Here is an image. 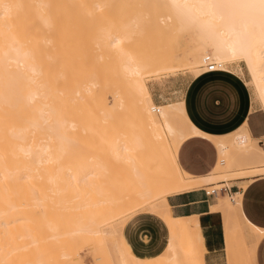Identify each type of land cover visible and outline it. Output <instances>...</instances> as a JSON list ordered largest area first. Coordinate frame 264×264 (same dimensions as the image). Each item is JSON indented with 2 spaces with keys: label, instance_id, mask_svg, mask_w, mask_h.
Masks as SVG:
<instances>
[{
  "label": "bare ground",
  "instance_id": "bare-ground-1",
  "mask_svg": "<svg viewBox=\"0 0 264 264\" xmlns=\"http://www.w3.org/2000/svg\"><path fill=\"white\" fill-rule=\"evenodd\" d=\"M85 24L95 30L90 39L95 57L111 60L127 79L140 127L156 136L162 130L169 134L167 141L162 138L166 147L156 156L159 161L135 154L138 143L114 144L115 156L134 164L142 186L135 203L123 201L122 190L93 186L89 140L78 144L68 110L77 102L67 89L73 82L63 87L64 51ZM147 28L151 31L142 36ZM133 42L141 44L142 57H134ZM206 56L228 73V65L244 62L264 113V0H0V264H85L79 253L85 247L94 264H188L191 254L208 262L205 242L196 240L199 216L175 215L169 198L207 190L211 182L264 177V150L246 123L228 135L203 134L187 119L183 98L155 105L147 85L178 71L195 79L205 73ZM92 73L82 86L106 88ZM180 117L183 127L176 124ZM190 139L217 149L218 161L205 175L185 174L178 162L166 166L174 157L171 149ZM239 183L230 203L219 195L223 189L207 197L208 210L221 216L239 212L249 182ZM169 186L176 190L172 196ZM142 213L166 230L160 263L159 254L137 256L124 237L126 224ZM189 229L195 231L192 241ZM236 246L223 235L226 255Z\"/></svg>",
  "mask_w": 264,
  "mask_h": 264
},
{
  "label": "rangeland",
  "instance_id": "rangeland-1",
  "mask_svg": "<svg viewBox=\"0 0 264 264\" xmlns=\"http://www.w3.org/2000/svg\"><path fill=\"white\" fill-rule=\"evenodd\" d=\"M80 15L85 19L90 17L88 14ZM86 22L89 23V21ZM150 31L151 30L147 28L143 31L142 36L146 35L147 32ZM93 33H95V30L89 26V24L86 26H80L77 30V35L73 39H71L72 37H69L68 40L70 43L66 44L64 60H67L68 64L67 67L64 68L63 72V87L66 88V81L73 82V85H70L69 83L67 89L71 93V97L75 98L77 102L75 109L69 107L68 110L70 111L71 118L73 117L76 120V135L78 144H81L82 138L89 140L90 170L96 172V175L92 176L91 178L93 186L98 188L101 187L104 190L107 187L117 191L122 190L120 193H118V195H123V201L126 203H135L136 191L142 186L136 182V175L134 174V170L132 168L134 164L131 165V163H128L126 160L120 162L119 158L115 156L114 144L115 142H118L119 139H121V142L127 146L138 143V148H136L134 151L135 154H138L142 157L149 155L155 161H159L156 156L159 155L162 152V149H165L166 147V145L162 142V138H165V141H167L169 134L166 130H162V132H157L158 135L156 136V131L152 129H148L146 131L140 127L138 119L135 115L132 93L129 94L130 86L127 83V79L122 74L114 70L111 60H98L95 57L97 54L96 47L90 42ZM138 38L142 39L140 36ZM140 45L141 44L139 42H133L131 45V52L135 58H140L143 55L144 50L140 47ZM228 68L232 73L225 72L226 74L234 77L242 84H245H243V86L247 92L248 107L251 104L250 113L254 111L258 112L250 116L251 131L253 135L257 136L264 132V113L261 111L260 104L257 102L258 100L253 93V88L250 85V76L247 72L245 63L240 61L238 64L228 65ZM90 72H93V77L91 78L92 80L98 82L105 80L104 82L107 83V87L104 88L103 86L96 85L91 89L84 88L82 83L87 78H89ZM192 79L193 78L187 72L178 71L174 75H161L149 80L147 85L152 95L154 104L163 105L178 101L182 98L184 99L185 90ZM74 89L78 90V92L75 94H73ZM223 89L224 88L222 86L216 88H207L206 91H203V93L200 95V108L203 114L202 116L206 122L215 125H221L224 122L231 121L234 115L237 114L238 106L242 99L237 96L232 88H227L228 93ZM119 100L123 102V105L118 104ZM215 100L219 102L215 103ZM176 124L179 127H183V118L180 117L178 120H176ZM84 125L88 127V130L86 129V131H82ZM155 137L157 138L155 139ZM255 139L258 140L256 142L258 147L264 150L262 144L259 143V139ZM260 140L264 143V137ZM205 144L212 148L215 159L216 147L213 145L215 147L214 149L213 146L208 142ZM177 147L175 146L174 149H171V154H173L174 157H171L172 159L170 158V164L166 166L170 167L171 163L174 165L177 164L176 162H178L177 165L182 169V171L185 174H190L186 172L179 164L178 154L180 147ZM218 157L219 154L217 153L215 164L218 161ZM173 159L176 161L173 162ZM183 160H187L185 156L183 157ZM204 160V157L201 160L199 159V161L202 162H204ZM242 161L239 162L240 167L244 163V161ZM252 176L253 175L248 177L247 175H243L236 178L235 180H223L218 183L211 182L208 185L209 188L207 187V190H215V192H218L219 189H223L224 187L231 188L225 192L223 190L222 192H219V195H222V193L223 195H226L225 202L230 203L232 201L231 193L237 191L235 186L239 187L240 185L238 181H248L250 183L256 179L254 178L255 175L253 177ZM173 187L174 186H169V188H171V193L169 194L170 196H172V192L176 191H172ZM190 195L191 198L189 199L196 201L204 200L201 206H203V209L206 210L208 199L204 196L202 190L193 192L189 194V196ZM214 195H216V193ZM100 196H103V194ZM112 200L116 201L115 198ZM170 202H172L171 199ZM199 209L200 208H194V206H192L188 207V209H184L183 211H173V213H197ZM209 212L214 213L212 211ZM138 216H144L143 218L145 219H139L134 222V231L139 233L141 229H147L149 232H144L142 235L151 236L153 239L155 238L158 249H162V247L165 246L167 235L162 223L154 216L147 215V213L138 214ZM220 216L221 215L218 214L208 215L206 217L200 216L201 223H199L201 224L202 228L197 232L198 234L196 236L198 238L196 240L199 242H205L206 240L208 250H216L215 252L207 255V263L257 264V258L261 264L264 263V241L259 246L260 242L264 239V229L255 226V228H257L256 231L251 228L250 225L253 224H251L243 215L241 210V202L239 212L232 211L231 213H226L221 217ZM136 217H133L131 220ZM244 220H246L247 223ZM150 226L153 227V230L150 229ZM194 233L195 231L193 229H189L188 234L190 235L189 239L191 241L194 240L192 237ZM222 234L227 240H231L237 245V250H235V248L234 250L230 248V250H226L227 253H229L226 255L222 247ZM142 240L144 243L147 242L146 237L145 239L143 237ZM172 241L175 244L174 248L176 250H181L179 240L172 239ZM196 248H198V246ZM89 250L90 249H86L85 247L79 250V253L82 258L85 257V264H94V259L92 258V261L90 260L91 254H87ZM163 250H167V248L164 247ZM166 255L167 254H165V256ZM161 257L162 256L159 254V263ZM187 261L188 264H203V257L200 254H191Z\"/></svg>",
  "mask_w": 264,
  "mask_h": 264
},
{
  "label": "crops",
  "instance_id": "crops-1",
  "mask_svg": "<svg viewBox=\"0 0 264 264\" xmlns=\"http://www.w3.org/2000/svg\"><path fill=\"white\" fill-rule=\"evenodd\" d=\"M243 84L223 71L203 73L197 78L192 79L187 89L185 90L184 99H183L184 111L187 119L197 130H199L203 134H207L210 136H224L231 134L232 132L240 128L244 123H246L251 135L254 138L259 139L260 142L261 141L260 139L264 137V132L255 136L251 131L250 116L258 112L254 111L250 113L251 104L248 107L247 92ZM221 86L224 88L223 90L225 92H227V88L229 87L232 88L234 92L237 94V96H239L242 99V101L241 103H239L237 114L234 115L231 121L224 122L221 125H215L206 122V120L202 116L203 114L200 108V95L203 93V91L205 92L207 88H213V87L216 88ZM217 102L219 101L215 100V103ZM206 142L210 143L213 146L211 142L203 139H190L180 147L178 154V161L181 167L186 172L192 175H204L214 166L217 158L216 149L213 146L216 154L214 159V152L212 148L208 147V145L205 144ZM203 148L204 151L206 150L205 152L203 151ZM184 156L187 159L186 161L183 160ZM203 157L205 158L204 162L199 161V159L201 160ZM235 188L238 189L239 187L235 186ZM237 191H234L231 194H234ZM191 193L169 198V201L170 199L172 200L170 204L172 205L173 211H183L184 209H188V207H192V206H194V208H200L197 213H190V214H197L199 216V220H200V216L206 217L208 215L217 214V213L209 212L208 204L206 210L203 209V206H201V204L204 202V200L196 201L189 199L191 198V195L189 196V194ZM241 210L245 218L251 224H253L258 228L264 229V177L256 178L246 186L241 197ZM190 214L179 213L175 215L184 216ZM143 217L144 216H137L133 220L129 221L124 228L123 234L126 241L131 246L132 251L137 256L139 257L156 256L157 254L162 252L164 247H162V249H158V246L155 242L156 241L155 238L153 239L151 236L142 235L144 232H149L147 229H141L139 233H136L133 230L135 229L134 222L139 219H145ZM150 229L153 230V227L150 226ZM143 237L147 238V242L144 243V241H142ZM263 241L264 239L260 242L259 246ZM205 244H206V240H205ZM215 251L216 250H209L210 253H213ZM256 262L257 264H261L258 261V258L256 259Z\"/></svg>",
  "mask_w": 264,
  "mask_h": 264
},
{
  "label": "built area",
  "instance_id": "built-area-1",
  "mask_svg": "<svg viewBox=\"0 0 264 264\" xmlns=\"http://www.w3.org/2000/svg\"><path fill=\"white\" fill-rule=\"evenodd\" d=\"M203 63H204V66H203V69L205 71V73H210V72H215V71H221L217 68L216 64L214 62H212L210 60V58L208 56H206L203 60ZM260 144H262V147H264V143L263 142H259ZM231 188H226L224 187L223 188V191H227ZM238 190V189H237ZM203 193H204V196L207 198V197H210L212 195H214L216 192L215 190H202Z\"/></svg>",
  "mask_w": 264,
  "mask_h": 264
}]
</instances>
